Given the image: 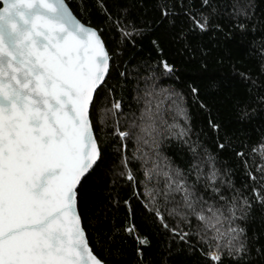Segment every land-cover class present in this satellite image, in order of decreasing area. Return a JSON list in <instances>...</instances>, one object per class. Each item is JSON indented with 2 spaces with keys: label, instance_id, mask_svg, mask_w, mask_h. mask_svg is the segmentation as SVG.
Instances as JSON below:
<instances>
[{
  "label": "snow or ice",
  "instance_id": "1",
  "mask_svg": "<svg viewBox=\"0 0 264 264\" xmlns=\"http://www.w3.org/2000/svg\"><path fill=\"white\" fill-rule=\"evenodd\" d=\"M89 2L99 26L85 0L80 16L67 0H0V264H120L117 237L130 238L144 264L155 235L167 241L148 264H264L261 235L250 228L258 217L264 227V132L249 143L221 135L220 109L213 114L189 85L216 134L209 149L192 139L186 94L160 86L178 72L166 45L198 53L202 72L214 51L245 87L219 97L235 123L264 113V80L239 71L233 55L237 37L259 34L252 52L264 76L257 0ZM106 32L118 37L111 49ZM204 36L212 49L192 46L190 37ZM144 41L157 57L128 67L135 56L125 52L142 51ZM223 79L210 78V87ZM166 141L176 142L168 146L176 159L163 154ZM229 152L239 183L237 165L222 163ZM121 207L117 226L109 214Z\"/></svg>",
  "mask_w": 264,
  "mask_h": 264
},
{
  "label": "trees",
  "instance_id": "2",
  "mask_svg": "<svg viewBox=\"0 0 264 264\" xmlns=\"http://www.w3.org/2000/svg\"><path fill=\"white\" fill-rule=\"evenodd\" d=\"M67 2L69 3L72 10L76 12L78 16H80L78 6L80 5L81 0H67ZM108 5L109 7H112V0H108ZM85 6L88 7L91 11V16L87 17V19H90L93 25L99 26L103 21V17L98 15L97 9L89 2V0H85ZM262 13H264V3H260V0H257V15H260ZM80 18L85 19V17L83 16H81ZM105 39L108 41V46L111 49L115 47L118 37L114 36L111 32H106ZM190 39H192L193 47L201 44L206 46V50H210L213 48V44L209 41L208 36L196 38L190 37ZM260 39L261 36L259 34L250 35L246 37L242 42L239 40V37H237L238 45L234 46L235 50L233 53L236 61L241 65L238 70L246 72L250 71L252 77L257 80L258 84L261 80H264V76H260L258 74V60L255 59L252 49L259 47ZM143 44L144 46L142 51L127 50L125 52V60L135 56V59L132 60V63L128 65V67H132V65H135L136 61L140 57H157V53L150 52L147 41H144ZM165 51L169 57V62L175 61L178 72L174 77L163 79L160 86H172L175 87L178 91H183L186 94L185 102L191 116L192 139H196L199 135L202 140L206 141L205 146L209 149H212L215 144L216 134L211 132L207 128L208 114L205 111L201 110L197 103L193 102L194 98L190 94L188 87L189 85H197L200 87L201 98L204 99L209 104V106L213 108V114L216 113L217 108L220 109V118L222 120L221 135H223L224 130H227L229 132L236 133L239 139L245 140L246 143H249L254 142L261 135V133L264 132V113H260L249 124L239 125L235 123L234 115L230 111V109L223 107L221 104L219 97L222 94L226 95L231 91H245V87L242 82H240L239 80L231 79V61L225 65L218 64L215 59V52L213 51L212 55L207 57V59L209 60L207 72H202L201 65L196 62V60L199 59L198 53H193L191 51L185 50L179 43L166 45ZM177 76L179 77V79L176 78ZM210 78H224L219 90L210 87ZM111 82L112 81L110 80V83ZM166 119H168L169 123L172 122V118L170 115L166 116ZM169 144L175 145L176 142L166 141L162 152L164 155L176 159L175 153L178 149L176 147H173L169 150ZM134 147V144H129V155H131V151ZM221 159L222 163H224L225 166H232L233 164L237 165L236 179L239 183L243 179V172L242 169L239 168L238 162L233 158L232 153H226ZM177 163H180V161L177 160ZM136 167H139L138 163L136 164ZM162 180L163 178L161 177V181ZM91 187L92 186L90 185V188ZM133 207H137L135 200L133 201ZM137 211H139L138 208ZM124 212L125 209L123 207H121L118 211L116 209H113L109 214L110 222L114 220L117 226H119ZM250 228L252 232H256L261 235V242L264 243V227L261 226L259 217L254 224L250 225ZM91 235L93 241L95 242L98 239V234L96 232H92ZM122 239L123 237H117L116 240L117 246L122 250H126L123 252V258L120 260V264H138V258L135 255L134 242L129 238L124 243H120ZM166 241L167 237L163 235H155L152 237L153 247L151 249L144 250V264H148L149 260H153L156 258V255H154V253L158 254V245L164 244L166 243ZM105 247H107V245H105ZM106 254L107 253H105V255Z\"/></svg>",
  "mask_w": 264,
  "mask_h": 264
}]
</instances>
